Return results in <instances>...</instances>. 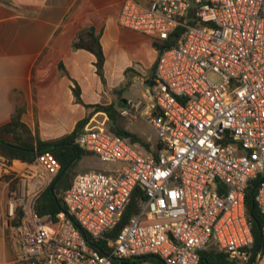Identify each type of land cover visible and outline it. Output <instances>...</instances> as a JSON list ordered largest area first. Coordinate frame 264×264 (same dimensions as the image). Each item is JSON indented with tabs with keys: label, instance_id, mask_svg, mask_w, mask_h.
<instances>
[{
	"label": "built area",
	"instance_id": "obj_1",
	"mask_svg": "<svg viewBox=\"0 0 264 264\" xmlns=\"http://www.w3.org/2000/svg\"><path fill=\"white\" fill-rule=\"evenodd\" d=\"M148 1L126 0L120 26L153 41L184 29L159 55L145 116L161 148L155 155L109 131H83L75 144L115 166L76 175L60 193L65 209L45 216L38 204L59 160L0 155L21 264H200L211 247L234 263L252 258L246 197L264 174V0ZM141 107L128 102L121 115L133 122ZM138 187L146 202L113 236ZM255 201L264 216V178ZM262 232L250 264H264Z\"/></svg>",
	"mask_w": 264,
	"mask_h": 264
},
{
	"label": "crops",
	"instance_id": "obj_2",
	"mask_svg": "<svg viewBox=\"0 0 264 264\" xmlns=\"http://www.w3.org/2000/svg\"><path fill=\"white\" fill-rule=\"evenodd\" d=\"M125 1L0 0V127L11 121L17 109H23V121L41 139L58 138L65 111L79 106L73 81L80 85L87 105L99 103H86L87 92L102 99L112 93V102L127 101L122 108L128 102H142L140 115L146 116L159 54L150 37L120 26ZM91 28L101 35L105 84L97 75L95 57L72 47L78 34ZM108 76H119V87L112 86ZM54 109L56 117L52 112L45 119L39 116L40 126L50 129L37 132L33 111ZM7 194V185L0 182V264H21L14 242L16 222L5 217Z\"/></svg>",
	"mask_w": 264,
	"mask_h": 264
},
{
	"label": "trees",
	"instance_id": "obj_3",
	"mask_svg": "<svg viewBox=\"0 0 264 264\" xmlns=\"http://www.w3.org/2000/svg\"><path fill=\"white\" fill-rule=\"evenodd\" d=\"M192 25H196V22L190 21ZM184 33V29L176 30L167 41H153V46L161 55L166 49L177 46L179 40ZM72 47L75 50H85L91 53L95 57V67L97 75L101 81L105 84L104 69L106 64V56L101 41V35L98 34L95 29H84L82 30ZM73 93L77 104L83 105L89 113L76 124L75 129L67 136L57 140L45 141L41 139L33 130L23 121V115L25 110L17 109L13 114L12 119L9 123L0 127V155L7 159L21 160L25 162H33L37 156L44 152H51L61 163L62 171L72 162V160L79 154L78 159L70 166L69 170L64 173L60 179H56L51 186L44 192L40 201L38 212L41 215L45 214H56L64 210V205L60 197V193L71 186L72 172L71 169L78 164L81 159L87 155L86 152L78 145L75 144L76 138L84 131V128L90 123L94 115L98 113H105L109 119L108 131L114 135H117L131 144L139 145L147 153L157 155L160 150V145H157L152 149L149 142L145 141L139 135L129 131L126 127L127 120L121 115V108L126 100L121 99L111 104H92L87 105L82 99V92L80 85L73 81ZM264 174L260 175L256 180L250 182L246 197V206L249 219L252 223V230L254 234V245L251 249L252 258L248 264L252 262L257 253L261 250L263 244V226L264 216L260 212L258 205L255 201L256 191L260 182L263 180ZM65 187L66 189L62 190ZM146 202V195L142 188L138 187L130 201V204L124 212L123 219L118 227L114 230L113 236L128 222V220L137 215L144 203ZM98 248L102 252H106L105 247L98 245ZM118 264V263H116ZM200 264H234L230 259L222 252L214 247L205 250L201 253Z\"/></svg>",
	"mask_w": 264,
	"mask_h": 264
},
{
	"label": "rangeland",
	"instance_id": "obj_4",
	"mask_svg": "<svg viewBox=\"0 0 264 264\" xmlns=\"http://www.w3.org/2000/svg\"><path fill=\"white\" fill-rule=\"evenodd\" d=\"M111 83L112 86L118 85L119 87V82H120V77L119 76H112L109 77L108 79ZM73 91V88H72ZM112 93H107L104 98L102 99V96L98 95L93 96L92 94L88 93L85 95V102L86 103H92V102H98L101 104H109L115 99L110 95ZM74 95V93H73ZM96 99V101H95ZM75 105V104H74ZM79 106H75L74 108L68 109L65 111V117L63 119V125L60 126V134L58 138L51 139L52 140H57L62 137H65L69 135L76 127V124L78 121L82 120L88 113L87 109L83 106L78 104ZM54 114V117L58 116V111L54 110H35L33 111L34 117H35V122L36 124V131L38 132L41 128L43 129H50V126L44 127L40 126V121H39V116H41L43 119L48 117L52 113ZM127 120V119H126ZM107 127H109V119L108 116L105 113H98L94 115V117L91 119L90 123L84 128V131L90 132V131H96V132H106L108 131ZM126 127L129 131L139 135L142 137L145 141L149 142L152 146V149L157 145L159 139H158V134L154 127L147 121L146 117L142 114L139 115L137 119H135L133 122H129L127 120ZM39 128V130H38ZM38 134V133H37ZM115 165L113 164H108L102 162L96 155L89 154L87 156H84L81 161L76 164L70 172H72V178L71 182L73 181L74 177L78 174H84V173H89V172H102V173H109L111 172V169ZM69 170V169H68ZM67 170V171H68ZM66 173V172H65ZM1 182V181H0ZM234 264H244L242 262L240 263H234Z\"/></svg>",
	"mask_w": 264,
	"mask_h": 264
},
{
	"label": "water",
	"instance_id": "obj_5",
	"mask_svg": "<svg viewBox=\"0 0 264 264\" xmlns=\"http://www.w3.org/2000/svg\"><path fill=\"white\" fill-rule=\"evenodd\" d=\"M154 85V82L152 83V86ZM1 143H5L4 141H1ZM79 154L72 160V162L62 171V173L57 177V179H60L64 173L70 168V166L78 159ZM53 186H51V191H53Z\"/></svg>",
	"mask_w": 264,
	"mask_h": 264
}]
</instances>
